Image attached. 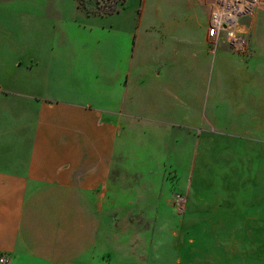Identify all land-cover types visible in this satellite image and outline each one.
Instances as JSON below:
<instances>
[{
	"label": "crops",
	"instance_id": "1",
	"mask_svg": "<svg viewBox=\"0 0 264 264\" xmlns=\"http://www.w3.org/2000/svg\"><path fill=\"white\" fill-rule=\"evenodd\" d=\"M18 1L0 0V257L11 264H95L101 220L91 188L110 174L125 129H187L210 104L252 107L264 123V7L242 22L252 32L246 56L223 44L209 51L208 12L176 0L194 40L155 45L158 59L142 60L138 48L155 29L142 12L123 31L120 54L104 56L94 41L56 73L51 2L41 0L30 23L19 20ZM64 28L66 38L73 28ZM186 165L179 155L175 166Z\"/></svg>",
	"mask_w": 264,
	"mask_h": 264
},
{
	"label": "rangeland",
	"instance_id": "2",
	"mask_svg": "<svg viewBox=\"0 0 264 264\" xmlns=\"http://www.w3.org/2000/svg\"><path fill=\"white\" fill-rule=\"evenodd\" d=\"M40 1L19 0L26 12L19 20L31 23L34 12L41 13ZM46 1L57 21L56 73L94 41L102 42L104 56L119 53L123 31L142 12L155 26L147 34L142 29L151 38L137 47L142 60L158 59L155 45L171 50L195 38L179 25L186 14L176 0ZM191 1L209 15L203 0ZM168 22L176 31L165 30ZM65 24L73 28L66 38ZM242 24L246 56L252 32ZM210 107L195 114L187 129L131 127L120 133L110 174L91 188L101 220L95 264H264V123L252 120V107H243L242 114L235 105ZM179 155L185 167L175 166ZM177 195L185 197L181 207Z\"/></svg>",
	"mask_w": 264,
	"mask_h": 264
},
{
	"label": "built area",
	"instance_id": "3",
	"mask_svg": "<svg viewBox=\"0 0 264 264\" xmlns=\"http://www.w3.org/2000/svg\"><path fill=\"white\" fill-rule=\"evenodd\" d=\"M205 6L209 10L207 34L212 51L222 43L232 52L244 55L248 37L240 24L257 9L263 8L264 0H205ZM175 202L181 207L185 204V197L177 195ZM0 263L11 264L5 257H0Z\"/></svg>",
	"mask_w": 264,
	"mask_h": 264
}]
</instances>
